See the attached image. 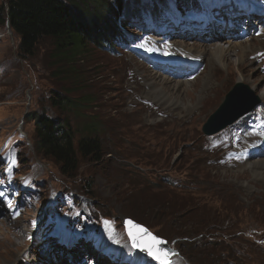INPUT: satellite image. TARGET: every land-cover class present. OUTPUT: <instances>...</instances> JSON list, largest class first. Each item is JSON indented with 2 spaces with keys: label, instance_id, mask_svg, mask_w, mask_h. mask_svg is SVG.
Returning a JSON list of instances; mask_svg holds the SVG:
<instances>
[{
  "label": "rangeland",
  "instance_id": "rangeland-1",
  "mask_svg": "<svg viewBox=\"0 0 264 264\" xmlns=\"http://www.w3.org/2000/svg\"><path fill=\"white\" fill-rule=\"evenodd\" d=\"M107 1L100 9L115 34L105 46L89 45L82 58L67 59L50 38L41 39L27 55L19 36L7 23L0 25L1 182L7 184L6 192H15L13 204H5L6 213L11 216L14 207L24 213L26 205L24 217L34 221L40 252L28 262H42V254L53 245L71 241L80 249L82 243H92L88 257H76L78 264H97L100 253H111L106 243L111 229L137 255L141 252L130 246L122 225L130 219L166 241L176 252L172 264L179 257L187 264H264V164L257 161L250 167L251 161L264 158L234 155L238 147L231 150L229 142L233 132L259 116L254 109L216 135L201 132L237 83L246 85L250 98L259 99L258 109L263 108L264 79L257 74L258 64L248 68L235 46L228 68L211 64L221 69L211 84L204 74L192 83L200 66L175 60L181 58L175 51L192 46H204L209 54L216 48L227 50L229 44H251L260 51L264 5L259 0H244L245 9L243 0ZM5 5L0 0V7ZM217 33L224 36L214 37ZM170 45L176 48L161 58L160 51ZM155 74L192 83L183 94L184 107H163L152 98L148 84ZM239 74L255 83L238 81ZM205 82L213 87L201 90ZM141 88L146 102L134 103ZM56 94L80 108L54 105ZM86 101H93V107L83 108ZM154 108L163 112L154 115ZM97 113L104 150L100 163L80 159L78 170L64 175L37 152L33 115L68 118L77 140L85 118ZM17 239L13 232L0 236V258L19 249L22 242ZM141 258L156 264L146 253ZM5 261L1 258L0 264Z\"/></svg>",
  "mask_w": 264,
  "mask_h": 264
},
{
  "label": "trees",
  "instance_id": "trees-1",
  "mask_svg": "<svg viewBox=\"0 0 264 264\" xmlns=\"http://www.w3.org/2000/svg\"><path fill=\"white\" fill-rule=\"evenodd\" d=\"M114 1L120 4V0ZM109 4L107 0H6V5L0 7V25L8 23L20 38L21 51L27 55H32L41 39L50 38L57 51L72 60L76 56L82 58L89 45L105 46L115 34L100 9ZM55 97L61 103L53 104L62 109L80 108L67 97L59 94ZM92 103L86 101L81 106L91 108ZM93 115L85 118L77 140L68 118L53 120L33 115L37 152L58 165L64 175H73L80 159L100 163L104 156L102 127L98 113Z\"/></svg>",
  "mask_w": 264,
  "mask_h": 264
},
{
  "label": "bare ground",
  "instance_id": "bare-ground-1",
  "mask_svg": "<svg viewBox=\"0 0 264 264\" xmlns=\"http://www.w3.org/2000/svg\"><path fill=\"white\" fill-rule=\"evenodd\" d=\"M242 3L244 5L243 8L245 9L246 2L243 0ZM259 4L264 5V0H259ZM210 6L211 4L208 3L207 7L209 8ZM223 36L224 34L217 33V35H215L214 37H223ZM261 45L264 47V44H261ZM235 46L239 47L237 54L238 55L241 54V56L243 57V64L247 65L248 68H251V66L254 63H257L258 64L257 74L260 78L264 79V50H263L264 48L261 49L260 51L259 50L255 51L253 50V47H252L253 45L251 44H249L248 46L245 44H239V45L234 44V46H232V44H229L227 50H223L222 48L213 49L212 52L210 51L211 52L210 54H212L211 56L205 50L204 46H198V47L192 46L189 49H184L185 51H180V50L175 51L181 54V58L180 59L175 58V60L176 61H186V62L191 63L192 65L200 66L198 71L195 72L194 74L195 78L193 79L192 83H196L197 80H199L204 74L207 77L208 76L210 77L211 84H212V82H215L216 80H218L216 78L219 76V73L221 71V69H218V67L219 68L224 67L225 65V67L228 68V66L231 65L230 63L231 56L229 52ZM201 47H203L204 49H202ZM175 48H176V45H170L166 51L161 50L160 57L168 58L169 53ZM206 56L207 57L210 56V58L206 60L205 58ZM222 58H224V61H225L224 64L222 63ZM241 61L242 59L241 57H239V62ZM211 64L219 65V66L211 67ZM141 68L144 69L142 64H141ZM213 68L214 69L216 68L215 76L213 75L214 70L211 72V69ZM157 69L163 73V71L161 70V67ZM239 76L240 77L238 78V81L247 82V83L249 82L253 84L255 83L254 81L248 79L247 77H244L241 74H239ZM150 81L151 82L148 84V86H149L150 93L153 96L152 98H154L155 101H157L161 106L163 107L167 106L168 108L185 106L184 103H182V102H185V100L182 97L184 93L185 94L188 93V91H186V87L191 82L182 83L179 81H172L162 75L161 76L158 75L157 77L156 74L153 75V80H150ZM211 84H207V82H205V84L202 85V88L201 87L200 88L201 90H203L209 87H213L211 86ZM255 89L258 91L259 88L256 86ZM141 91H142V88L141 90H137L139 96H135L132 98L134 100V103L136 102V103L141 104V103L146 102V100L140 97ZM261 92H259V95L260 97H263V95L260 94ZM186 98H188L187 95H186ZM192 103H194V101ZM261 104H263L262 109H258L260 107L258 106L254 110V112L256 111L257 115L259 116V119L256 116H252L251 121L253 123L250 126L244 128V130H237L236 132H233L231 134L230 139H229L231 150H232V146L238 147L237 151L232 150V153L234 155H246L249 158L250 156L256 154V156H262L261 158H264V103L261 102ZM161 112H163V109L156 110L154 108L152 110V113L154 115H159L161 114ZM254 112L252 113V115L254 114ZM183 116H184V113H183ZM255 146H262V147L261 149L257 150L254 148ZM257 161L260 163V164L259 163L257 164L258 166H262L264 164V159H260V160L256 159L254 161H251V164H250L251 169H252V165H254L255 162L257 163ZM33 166H36V165L33 164ZM32 169H35V172L38 171L37 167H33ZM2 175H5V171L3 170L0 171V236H2L3 234L8 235L11 232H13V234L18 237L17 240H19L22 243L20 244L19 249L15 253L12 254L11 252L6 251L5 255H3L1 258L6 260L4 264H31L28 262V257L30 258L31 256H34V254H36L37 252H40L39 247L36 244L37 236L33 232L34 221L33 219L29 221L25 219L24 214H26L29 211L28 206L26 205H25L24 213H20L17 210V207H14L13 209L10 210V212H12L11 216H9V214L6 213L7 208L5 204H8V205L13 204V198L15 197V192L13 191L6 192L8 187H7V184H3L1 182ZM21 196H24V195H21ZM18 203L19 205H23V200H19ZM23 227H26L25 231H23ZM77 236H81V233H79ZM108 238H109V241H107L106 243L109 246L111 253L109 254L100 253L99 261L97 262V264H149V262L144 263L142 260L143 258H141V253L142 254H145V253L141 252L135 255L131 252V250L128 247V244L125 243V240L123 239L121 234L115 235L111 229L109 231ZM27 243H31V246L26 247ZM82 244H83V249H80L79 246L75 245L71 241H69L66 246L55 244L53 245V248L51 251H45L42 254L43 261L36 263V264H78L76 262L77 261L76 257L78 255L83 256V257L84 256L88 257L91 254V251L93 248L92 243L86 242ZM101 249H103L102 245H101ZM101 249L100 251L103 252ZM88 260L89 259H86L85 263L88 262ZM30 262H32V260ZM173 264H187V262L183 260L182 257H179L176 260H174Z\"/></svg>",
  "mask_w": 264,
  "mask_h": 264
},
{
  "label": "water",
  "instance_id": "water-1",
  "mask_svg": "<svg viewBox=\"0 0 264 264\" xmlns=\"http://www.w3.org/2000/svg\"><path fill=\"white\" fill-rule=\"evenodd\" d=\"M251 95L252 94L246 85L242 83H237L236 85H234L233 88L226 94L218 108L212 114L209 115L205 123L202 125V134L207 137L213 136L225 129L226 127L232 125L235 121H237L244 115L253 111L256 107L260 105V101L258 98H250ZM128 221H131L132 225L139 226L144 229L146 228L133 222L130 219L122 220L124 232L131 245V241L128 237V227H130L131 225L126 227V222ZM150 234L153 235L152 233ZM162 247L166 248L171 253H174V255H176V252L170 249L166 243ZM134 250L141 252L138 249ZM174 255H172L171 257H173Z\"/></svg>",
  "mask_w": 264,
  "mask_h": 264
},
{
  "label": "snow or ice",
  "instance_id": "snow-or-ice-1",
  "mask_svg": "<svg viewBox=\"0 0 264 264\" xmlns=\"http://www.w3.org/2000/svg\"><path fill=\"white\" fill-rule=\"evenodd\" d=\"M129 225L128 237L133 249L146 253L156 264H172L170 257L174 253L162 247L166 241L151 235L142 227L132 225L131 221L126 222V227Z\"/></svg>",
  "mask_w": 264,
  "mask_h": 264
}]
</instances>
